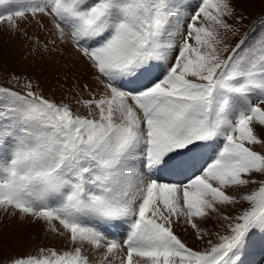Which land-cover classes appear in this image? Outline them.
Instances as JSON below:
<instances>
[{
    "label": "snow or ice",
    "instance_id": "snow-or-ice-1",
    "mask_svg": "<svg viewBox=\"0 0 264 264\" xmlns=\"http://www.w3.org/2000/svg\"><path fill=\"white\" fill-rule=\"evenodd\" d=\"M0 8L12 33L50 22L34 51L75 53L60 101L28 79L23 91L0 86V210L64 241L4 264H243L264 232V17L250 41L256 28L240 34L235 0ZM77 61L91 83L78 82ZM213 218L223 231L201 227ZM177 225L206 247L188 246ZM114 228H126L122 241L106 234Z\"/></svg>",
    "mask_w": 264,
    "mask_h": 264
},
{
    "label": "rangeland",
    "instance_id": "rangeland-1",
    "mask_svg": "<svg viewBox=\"0 0 264 264\" xmlns=\"http://www.w3.org/2000/svg\"><path fill=\"white\" fill-rule=\"evenodd\" d=\"M25 2V0H21ZM238 13H242L246 19L239 25L241 35L250 28H256L255 33H251L249 40L261 31L257 21L264 17V0H235ZM7 8H0V11H6ZM46 28H40L35 21L29 18L27 23L21 24V31H27L28 35L23 36L19 32L12 33L5 23H0V86L12 88L17 91H23V82L25 79L31 80L33 88L41 92L47 98H53L60 101L63 93L60 84L64 83V65L70 63L75 53L70 48H65L64 54H42L33 50V40L36 37L41 39H50L47 31L51 25L47 19L43 20ZM240 37L234 38L231 43L235 45ZM78 69V71H76ZM76 71L78 82L91 83V74L81 61L76 62ZM19 77V82L12 77ZM73 81L69 80L65 88H70ZM72 96V93H67ZM87 97V94H84ZM83 111V109H81ZM260 131V129H257ZM257 150H260L257 146ZM237 208H228L229 214H236ZM201 227L211 232L223 231L220 223L215 218L207 223H202ZM177 235L184 240L188 246L203 249L206 243L196 239L194 231L185 225H177L174 228ZM108 235V233H106ZM215 239L214 237H211ZM64 245L61 238L45 231L42 223H33L31 218L21 220L19 216H11L0 210V264H4L7 258L13 254L35 251L39 247H57ZM247 257L243 264H264V232H256L249 241L247 251L242 254ZM113 264H120L119 260H114Z\"/></svg>",
    "mask_w": 264,
    "mask_h": 264
},
{
    "label": "bare ground",
    "instance_id": "bare-ground-1",
    "mask_svg": "<svg viewBox=\"0 0 264 264\" xmlns=\"http://www.w3.org/2000/svg\"><path fill=\"white\" fill-rule=\"evenodd\" d=\"M103 250H101L102 252ZM99 256H100V253H94V259L98 260L99 259Z\"/></svg>",
    "mask_w": 264,
    "mask_h": 264
}]
</instances>
